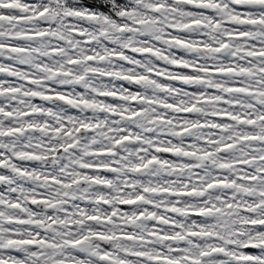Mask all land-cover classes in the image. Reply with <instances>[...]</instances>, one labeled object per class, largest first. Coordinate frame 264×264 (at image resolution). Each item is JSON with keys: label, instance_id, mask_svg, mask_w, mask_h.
Returning <instances> with one entry per match:
<instances>
[{"label": "snow or ice", "instance_id": "6c2138e0", "mask_svg": "<svg viewBox=\"0 0 264 264\" xmlns=\"http://www.w3.org/2000/svg\"><path fill=\"white\" fill-rule=\"evenodd\" d=\"M0 264H264V0H0Z\"/></svg>", "mask_w": 264, "mask_h": 264}]
</instances>
